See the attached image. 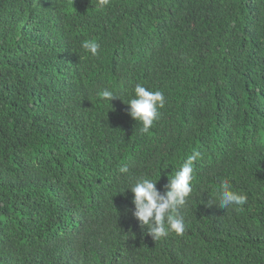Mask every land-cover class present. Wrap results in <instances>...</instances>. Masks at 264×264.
Returning a JSON list of instances; mask_svg holds the SVG:
<instances>
[{"label": "trees", "instance_id": "obj_1", "mask_svg": "<svg viewBox=\"0 0 264 264\" xmlns=\"http://www.w3.org/2000/svg\"><path fill=\"white\" fill-rule=\"evenodd\" d=\"M136 84L165 97L147 133ZM194 152L154 239L127 188ZM0 264H264V0H0Z\"/></svg>", "mask_w": 264, "mask_h": 264}, {"label": "clouds", "instance_id": "obj_2", "mask_svg": "<svg viewBox=\"0 0 264 264\" xmlns=\"http://www.w3.org/2000/svg\"><path fill=\"white\" fill-rule=\"evenodd\" d=\"M110 3V0H97V6L103 8ZM82 47L93 56L98 55L99 45L87 40L82 43ZM106 101H111L117 95L110 89H104L100 93ZM165 103L164 93L159 90H149L141 84L134 87V97L127 104L130 105L128 114L136 121L141 122L140 131L147 133L154 120L158 118V108H162ZM200 157L199 152L189 155L183 162L179 170L169 178L166 185V192L161 194L156 187L158 180H153L142 176L128 187L134 194L132 203L134 209L132 215L137 218L141 226H146L148 233L158 239L174 231L176 234H183L185 231L184 217L179 214L189 197L193 180L194 162ZM127 166L120 168V172L128 173ZM126 189V188H125ZM247 202L245 194L232 190L228 181H224L218 196V206L227 209L229 206H243Z\"/></svg>", "mask_w": 264, "mask_h": 264}]
</instances>
